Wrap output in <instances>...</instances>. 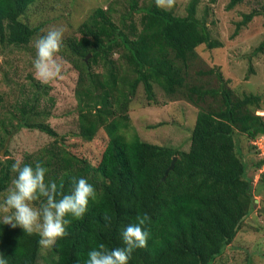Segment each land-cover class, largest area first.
Listing matches in <instances>:
<instances>
[{
    "label": "trees",
    "instance_id": "16d2710c",
    "mask_svg": "<svg viewBox=\"0 0 264 264\" xmlns=\"http://www.w3.org/2000/svg\"><path fill=\"white\" fill-rule=\"evenodd\" d=\"M37 3L0 0V52L14 56L7 70L0 68L5 88L0 92V153L14 132L36 130L51 141L25 152L22 166L43 164L49 170L46 181L63 182L65 192L72 177L86 179L96 191L82 219L66 217L72 220L68 235L57 240L46 264H86L87 253L100 243L109 250L122 247V229L145 214L147 247L135 249L128 264H213L255 211L252 179L234 135L252 142L264 137V116L257 114L263 109L260 95L238 93L219 67H206L200 57L203 45L208 50L222 47L211 38L207 8L199 16L198 0H191L180 16L157 7L155 0H109L63 36L57 56L77 73L74 137L93 142L94 157L49 124L56 106L49 82L30 72L21 78L16 68L17 52L31 55L33 65L35 41L45 35L43 23H31ZM241 3L229 0L225 9ZM256 16L264 19V0L260 8L241 14L231 38ZM263 49L264 41L257 50ZM140 92L147 106L157 105L159 93L197 109L186 151L129 137V112ZM4 152L0 197L16 176L12 165L17 159ZM174 157L173 169L165 175ZM263 163L264 158L256 169ZM260 180L264 183L263 173ZM39 239L0 222V253L8 264H37Z\"/></svg>",
    "mask_w": 264,
    "mask_h": 264
},
{
    "label": "rangeland",
    "instance_id": "374dc122",
    "mask_svg": "<svg viewBox=\"0 0 264 264\" xmlns=\"http://www.w3.org/2000/svg\"><path fill=\"white\" fill-rule=\"evenodd\" d=\"M108 1L38 0L35 13L31 16V23L35 25L43 23L41 31L44 34L51 28L62 27L64 36L69 34L95 6H103ZM190 1L175 0L171 9H174L177 15L183 16ZM228 2L229 0H217L212 4L210 0H198V15L202 16L207 8L211 38L222 43V47L213 50H208L203 45L199 47L198 52L206 67H219L225 78L231 80L232 86L238 93L260 95L263 109L257 114L264 116V49L257 50L264 41L263 17H254L247 27L231 38L235 23L242 18L241 14L260 8L262 0H242V3L231 11L225 9ZM13 57V54L8 52L3 54L0 52V68L7 70L8 62ZM31 58L29 54L17 52L14 61L21 78H25L28 72L35 76V58L33 65L32 62H28ZM57 58L62 63V72L49 82L52 87L51 94L56 98V106L52 117L48 120L49 124L59 135L73 139L71 142H81L89 153L91 151L94 157H97L98 151L93 142H82L81 139L74 137V134L78 133L77 103L74 98L77 73L69 64L58 56ZM2 90L5 88L0 76V92ZM139 97L132 103V110L129 112L132 126V129H129V137L137 135L142 141L186 151L189 148L190 132L197 109L183 100H166L159 93H157V105L147 106L141 92ZM234 139L237 151L242 154L243 161L247 164L246 175L252 179V195L256 207L231 245L213 264H264V183L260 180L261 174H264V167L260 171L256 169L257 163L264 158V151L254 150L252 146L254 141H248L241 133H236ZM50 141L51 138L43 133L22 129L8 137L5 150L9 152V157L19 160L25 152H34ZM4 154L3 151L2 157ZM51 254H53L52 248L45 249L41 246L37 264H46L44 258L48 257L49 260Z\"/></svg>",
    "mask_w": 264,
    "mask_h": 264
},
{
    "label": "clouds",
    "instance_id": "9594fccd",
    "mask_svg": "<svg viewBox=\"0 0 264 264\" xmlns=\"http://www.w3.org/2000/svg\"><path fill=\"white\" fill-rule=\"evenodd\" d=\"M174 3L175 0H155L157 7L166 9H171ZM63 34L62 27H54L35 41V76L42 83L56 79L62 72L57 54L61 50ZM12 170L16 173L12 187L6 196L0 197V222L12 228L19 226L29 236L38 235V243L45 249L54 247L58 239L67 236L66 226L72 220L82 219L89 200L96 199L94 187L84 178L72 177L67 192L63 190V182L46 181L49 170L39 162L33 167L22 166V161L17 160ZM69 216L72 220L66 219ZM148 220L147 214L138 216L136 223L122 229V247L109 250L100 243L92 248L87 253L86 264H128L135 249L147 247L149 233L143 226ZM0 264H8L3 253H0Z\"/></svg>",
    "mask_w": 264,
    "mask_h": 264
},
{
    "label": "built area",
    "instance_id": "2783aa9c",
    "mask_svg": "<svg viewBox=\"0 0 264 264\" xmlns=\"http://www.w3.org/2000/svg\"><path fill=\"white\" fill-rule=\"evenodd\" d=\"M264 137H261L259 139L254 140L253 145L255 146V148L257 150H259L260 152L264 151V142H263ZM264 165L262 166L263 169Z\"/></svg>",
    "mask_w": 264,
    "mask_h": 264
},
{
    "label": "water",
    "instance_id": "95a60500",
    "mask_svg": "<svg viewBox=\"0 0 264 264\" xmlns=\"http://www.w3.org/2000/svg\"><path fill=\"white\" fill-rule=\"evenodd\" d=\"M6 145H7V142H6V144H5L4 148H3V150H2L1 153H0L1 155L3 154V151H4L5 148H6ZM175 160H176V158L174 157L173 160H172V162H171V164H170V167L168 168V170H166L165 175L167 174L168 171H170V170L173 169V166H174V162H175Z\"/></svg>",
    "mask_w": 264,
    "mask_h": 264
}]
</instances>
